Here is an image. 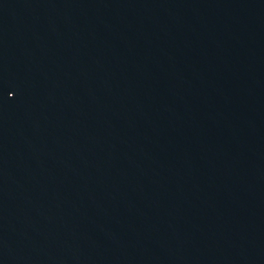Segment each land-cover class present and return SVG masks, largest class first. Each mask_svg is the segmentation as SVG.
I'll use <instances>...</instances> for the list:
<instances>
[{
  "label": "water",
  "instance_id": "obj_1",
  "mask_svg": "<svg viewBox=\"0 0 264 264\" xmlns=\"http://www.w3.org/2000/svg\"><path fill=\"white\" fill-rule=\"evenodd\" d=\"M0 129L92 264H264V0H0Z\"/></svg>",
  "mask_w": 264,
  "mask_h": 264
}]
</instances>
